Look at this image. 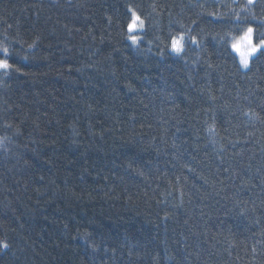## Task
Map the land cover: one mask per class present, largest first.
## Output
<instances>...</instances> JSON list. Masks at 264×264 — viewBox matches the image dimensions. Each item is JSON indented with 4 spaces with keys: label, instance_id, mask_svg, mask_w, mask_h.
Listing matches in <instances>:
<instances>
[{
    "label": "trees",
    "instance_id": "obj_1",
    "mask_svg": "<svg viewBox=\"0 0 264 264\" xmlns=\"http://www.w3.org/2000/svg\"><path fill=\"white\" fill-rule=\"evenodd\" d=\"M250 26L264 0H0V264H264Z\"/></svg>",
    "mask_w": 264,
    "mask_h": 264
},
{
    "label": "snow or ice",
    "instance_id": "obj_2",
    "mask_svg": "<svg viewBox=\"0 0 264 264\" xmlns=\"http://www.w3.org/2000/svg\"><path fill=\"white\" fill-rule=\"evenodd\" d=\"M248 3L251 4L252 0H248ZM137 27H143V21L139 16L133 13V18L131 23L128 25V30L129 32H133ZM253 32L254 29L251 26L248 27L243 35L232 44V48L239 53L240 63L246 68L249 66L250 58L253 57L258 51L264 50V39L259 40L258 43H253ZM130 39L133 43L137 42V37L135 35H131ZM183 39V35L178 38H172L171 49L174 52L179 53L182 51ZM4 52L6 53L7 49H5ZM8 67L9 65L7 60H0V69L6 70ZM4 247H7V245H4Z\"/></svg>",
    "mask_w": 264,
    "mask_h": 264
},
{
    "label": "rangeland",
    "instance_id": "obj_3",
    "mask_svg": "<svg viewBox=\"0 0 264 264\" xmlns=\"http://www.w3.org/2000/svg\"><path fill=\"white\" fill-rule=\"evenodd\" d=\"M252 1H254V0H252ZM140 28H141V27H137V28L133 31V33L136 32L137 30H139ZM245 31H246V30H245ZM245 31H244V32H245ZM244 32H243V33H244ZM243 33H242L241 35L237 36V37L233 40L232 44H233L236 40H238L239 37L243 35ZM253 43H255V42H254V39H253ZM232 49H233V48H232ZM172 51H173V50H172ZM233 51H234V53L236 54V56H237V58H238V61H239V64H240L241 68H242V69H247L248 67L246 68V67H244V66L240 63V56H239V53L236 52L234 49H233ZM258 52H259V51H258ZM258 52H257V53H258ZM257 53H256V54H257ZM256 54H255V55H256ZM255 55H254V56H255ZM254 56H253V57H254ZM251 58H252V57H251ZM251 58H250V59H251ZM249 62H250V60H249Z\"/></svg>",
    "mask_w": 264,
    "mask_h": 264
}]
</instances>
